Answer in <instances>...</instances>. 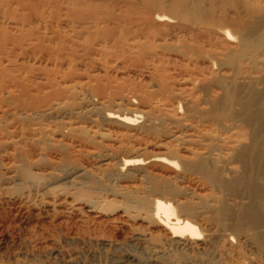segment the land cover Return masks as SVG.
<instances>
[{"label":"bare ground","instance_id":"bare-ground-1","mask_svg":"<svg viewBox=\"0 0 264 264\" xmlns=\"http://www.w3.org/2000/svg\"><path fill=\"white\" fill-rule=\"evenodd\" d=\"M119 66L128 79L108 74ZM143 115L151 147L167 144L154 162L170 176L138 158L149 146L133 135ZM101 120L133 134L112 138ZM74 140L97 162L126 158L104 171L121 180L130 168L145 188L108 189L72 161ZM118 209L152 256L219 244L216 264H231L241 242L263 251L264 0H0V264H78L62 250L44 260L62 239L107 253ZM18 223L28 261L1 240Z\"/></svg>","mask_w":264,"mask_h":264},{"label":"rangeland","instance_id":"rangeland-1","mask_svg":"<svg viewBox=\"0 0 264 264\" xmlns=\"http://www.w3.org/2000/svg\"><path fill=\"white\" fill-rule=\"evenodd\" d=\"M14 54L15 55L19 54L18 48H16V51L14 52ZM119 67L120 68L109 69L108 74L111 75L113 78L116 77L119 80L128 79L129 75L126 72H128L129 69H127V68L123 69L122 66H119ZM100 73H102V72H100ZM114 85L115 84L112 83V86H114ZM121 94L122 93L117 94L114 97H115V99H117V98L120 99L124 103V105H127V103H129V102L133 104L134 102H131V101H135V103L133 104L134 106L136 105L135 108L140 109L141 106L143 105L142 102L138 98L133 97L132 95H128L130 97H128V96L124 97ZM123 97H124V99H122ZM131 98H134V99L132 100ZM129 99H131V100L129 101ZM125 102H127V103H125ZM139 102H140V105H139ZM158 104L160 105L161 102H159ZM147 108H148V106H142V108L140 110L141 111L145 110V112H146L149 110V108H148V110H146ZM167 108L171 110V107H167ZM139 109H137V110L139 111ZM144 119H146V120L144 121ZM101 121H103V120H101ZM137 121L138 122L135 123V126L136 127L141 126V128H142V131H141V129H140L141 132L139 131L140 133L138 131L136 132L137 135L140 137H138L136 134H133L134 130L128 128L127 126H125V128H124V126H120V128H119V124H117V123L114 124L113 122L109 123L110 121L105 122V120L102 123L100 122V127H102V128L98 127V129L100 128L101 131L105 130L104 132L107 131V134L112 135V138L115 136L125 135V132H126V135H128V134L130 135V133H131V135L132 134L135 135V138L137 137L136 140L138 139L137 142H139L141 144H143L145 142L144 143L145 145H147V146L149 145L148 147H146V152L144 151L145 155H144V153H142V154H140V156H138V158L143 159L144 162L147 160L145 162L146 163L145 166H146L147 170L156 173V175L159 174V175H164L165 177H167V175L169 174L168 176H170L171 171L168 170L167 168L158 166V164L155 163L156 161L154 160L155 155L158 156L159 153L160 154L163 153V152H159V151H161V150L163 151L164 147H166L165 145H167L166 142H164L162 144L164 146V147H162L163 149L160 148V150H158V149L152 148L151 146H153L154 143L152 140L153 138L150 137L149 132L147 131V129H148L147 127H149V125L146 126L147 125L146 123L149 124L147 116L146 117L144 116V117H142V119H138ZM146 121H148V122H146ZM84 122H83L84 125L82 124V122H81V125H83L87 128L88 127L90 128V125H91V127L93 128V125L90 124L91 122H89V121H84ZM103 123H105V124H103ZM141 124H143L144 126H142ZM123 128L126 130H124ZM120 130H122V131H120ZM131 130H133V131H131ZM117 132H120V133H117ZM65 142L68 143L69 140L66 139ZM74 142H75V144H74L75 146H73L70 150L71 151L70 155H71L72 161H75L73 159H76L79 161L77 163H79L80 165L89 166L88 168H91L94 171L95 175L101 181H103L105 183V185L108 189H114V190H119V191L120 190L121 191L126 190L128 193H132L133 190H136V188H138V190H140L141 187L143 188L144 185L141 184V181H140V179L142 180V178L140 176H138L135 171H132V169L130 171V168H126V170H124L122 172L124 178H123V176H121V180L117 176H113V175L111 178L108 175V173L106 171H104L106 168V165H107V167L108 166L119 167V165H121V163H122L121 161H123V159H126V158H124V157L123 158L122 157L121 158H113V159L110 158V159H107V161H105L106 163L105 162H97L96 160L92 159V157H91V159H89L90 156H88L89 158L87 157L88 151L91 152V149L93 150V148H91V146L89 144H86V143L84 144L83 142L76 141V140H74L72 143H74ZM72 143H71V146L73 145ZM106 144H108V143H105V145ZM169 145L176 146L175 143H172ZM76 146H78V147H76ZM80 146H82V147L80 148ZM112 146H113L114 150H117L119 148L118 145H112ZM121 147L122 146H120V148ZM74 148H76V149H74ZM149 148L150 149L152 148L153 150L152 149L150 150ZM72 150H73V152H72ZM74 152H75V154H74ZM79 152H80V154H79ZM155 152H156V154H155ZM77 156H78V158H75ZM145 156H146V158H145ZM111 160H113V161H111ZM150 160H152V161L150 162ZM114 161H116V162H114ZM112 162H114V163H112ZM111 164L114 166H112ZM98 167H99V169H98ZM97 169L101 170V171H98ZM125 172L131 173V175L130 174L126 175ZM134 172H135V174H134ZM128 175H130L131 178L130 177L128 178ZM132 175L134 176V178ZM136 178H140V179H136ZM124 179L127 181H125ZM136 180H137V184L138 183L141 184V185L138 184L137 186H141V187H135L136 186ZM130 181H132V182H130ZM144 188H145V186H144ZM113 197L114 196L112 194L113 200L118 199V198H115V197L113 198ZM14 209L16 211V214H18V215L21 213L26 214V211H24L23 209L22 210L19 208H14ZM121 212L122 211L120 209L112 212V221L114 220L113 221L114 223L112 222V225L114 227H112V228L114 229L116 227V229H115L116 231L112 229V233L114 234V236L112 234V239L114 238L112 241V250L105 253L103 251V249L101 248V246H99L97 244V242H95V241L86 240L85 243H82L79 241L78 242H69V241H64V239H62L60 246L58 245L57 242H55V243L49 242L47 244L50 248L47 249L46 252H44V254L46 256L44 258V260L50 261V263H52V261H53L52 257H53V255H55L56 251L62 250L68 255L71 254L73 256H77V258H75V261L78 264H216V261H215L214 256H213V251H214L213 249H215V247L218 248L219 244H216L214 248H210L204 253L201 252V254H198V251L190 253L188 251H179V250H175V249H171V250L168 249L165 251L168 253L159 254L157 256H152V255L148 254L143 249V247L140 246V242L137 241L136 237L131 234L130 228L126 225L127 223L122 225V223H121L122 221H119V220L123 219V217H122L123 215H121ZM108 216H110V215H108ZM113 216H114V218H113ZM116 216H119V218ZM189 219L191 221L196 222L201 228L206 227L205 221L200 219V218L192 217ZM17 221H18V218H17ZM123 221H124V219H123ZM220 223L225 224L227 227H230V225L233 224V221H231L230 218L228 217L226 220H221ZM118 224H119V227H118ZM120 225H122V226H120ZM130 225L134 226L137 229H145V227H146L145 223H143V221H141V220H135V221L131 222ZM215 225L217 226V223ZM24 226L25 225L21 226L19 224L18 228H16L15 230H12V234L10 235V238L5 236V238L1 237V240H3V244H7L8 239H11L14 242V246L8 247L9 252H11L15 256H17L21 261L24 258L26 259V261H28L29 258L27 255V251H28L27 245L25 242L20 241L21 239H24V235H25ZM117 227H118V229H117ZM134 227H132V228H134ZM2 238H4V239H2ZM6 241H7V243H6ZM51 248H52V250H50ZM263 262H264V249L261 252H257L254 248H252L251 246H249L245 243H242V242H241V244L238 245L237 249H235V252L232 254L230 261H229V263H231V264H240V263L260 264Z\"/></svg>","mask_w":264,"mask_h":264}]
</instances>
